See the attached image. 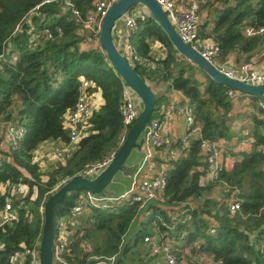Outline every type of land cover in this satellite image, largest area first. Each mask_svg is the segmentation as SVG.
Masks as SVG:
<instances>
[{"label":"trees","instance_id":"16d2710c","mask_svg":"<svg viewBox=\"0 0 264 264\" xmlns=\"http://www.w3.org/2000/svg\"><path fill=\"white\" fill-rule=\"evenodd\" d=\"M40 1L0 0V53L7 42L14 52L12 62H0V124L15 120L26 130L12 151L2 146L0 127V208L12 187H25L24 193L11 197L16 220L0 227V264H12L15 252L38 244L47 197L66 181L79 177L85 166L115 153L122 133L121 80L100 48L80 50L83 33L69 19V10L61 12L67 2L84 18L96 0H51L44 4L39 9L41 16L33 17L31 22L36 31L48 29L52 38L40 39L36 48H30L25 26L20 33L11 35ZM197 1L198 13L205 12L203 18L200 16L198 36L217 45L219 63H224L231 54L236 62H247L253 53L264 51V34L250 38L243 34L246 27H264V0ZM128 42L139 56L155 65L132 66L142 82L149 88L167 83L163 92L153 93L155 108L150 119L164 103L168 90L179 91L195 104L193 124L199 127L202 139L224 144L233 138L237 142V153L229 151L228 157L222 154V159L227 158L229 163L222 165L217 178L230 187L239 209L229 214L225 201L228 195L221 189L218 192L223 193L222 200L210 197L214 185L200 182L203 172L198 168L203 163L199 141L191 139L167 170L163 205L146 206L151 216L145 222L139 221L131 243H122V238L142 210H138V203L125 200L107 210H92L85 218L78 216L79 221L69 230L72 232L67 239V260L86 264L92 257L115 255L113 264L149 263L154 258L164 264L147 250L143 254L131 252L138 241L142 244L144 236L153 234L154 222L159 233L173 227L168 238L178 243L174 244L173 252L182 264H197L199 257L209 264H264V103L235 91L234 97H228L227 88L212 81L172 48L149 15L136 20ZM154 43L156 51L151 50ZM79 77L93 85L87 92L99 91L102 104L92 113L89 134L77 142L63 161L42 169L34 159L39 145L47 141L68 143L62 121L76 103ZM239 115L248 122L246 137L234 135L230 129ZM242 139H247V143L241 145ZM79 195L80 192L65 194L54 205V237L57 222L63 219L69 227L70 210ZM190 202H197L196 207L188 206ZM209 229L214 234H209ZM181 233L184 237L179 239ZM89 242L94 243L87 249Z\"/></svg>","mask_w":264,"mask_h":264},{"label":"built area","instance_id":"2783aa9c","mask_svg":"<svg viewBox=\"0 0 264 264\" xmlns=\"http://www.w3.org/2000/svg\"><path fill=\"white\" fill-rule=\"evenodd\" d=\"M117 0H96L93 3L92 10L88 11L84 18L80 16L77 10L71 5L64 2L61 12L69 10V19L74 24L78 25L83 33V39L80 42L87 49L100 48L98 42V30L100 19L104 16L105 11L111 2ZM166 16V19L173 27L179 40L187 44L194 52H196L204 61L213 66V68L226 78L234 79L239 82L250 85L264 84V70L254 71L251 69L249 62H242L234 66H228L225 63L217 61L218 48L216 44L206 43L200 40L198 36L200 17L198 15L197 0H180L176 3L175 0H155ZM51 0H41L36 4L17 24L11 36L20 33L21 27L25 26L30 35L28 43L30 48H36L40 39L50 40L51 32L43 28L36 31L33 28L31 19L40 17L39 9L50 3ZM149 14L145 8L138 9L135 14L130 10L124 14L123 19L124 31L122 33L121 51L120 53L127 62L142 68H154L155 65L147 58L139 56L134 48L129 45L128 37L136 28V20H143ZM59 33V29H55ZM245 37H257L264 34V27H246L243 29ZM264 54V51H262ZM14 60L13 47L10 42H7L4 50L0 53V62ZM216 61L214 64L213 62ZM80 85L78 87V96L73 109L66 114L62 121V127L68 132V143L61 145L63 151H66L69 146H75L82 138L89 134V120L92 113L96 110L94 103L93 92H87L88 88L93 85L79 77ZM167 96L163 104L159 105L154 113V116L147 121L140 140V162L136 169L131 174V182L127 191V198L123 196H97L88 192H82L78 196L75 205L70 210V216L67 224L75 226L77 218L80 215H89L92 210H107L113 204L122 201H129L130 204L138 203V210H142L140 216L149 217L151 211L146 208V205L151 202L163 201V193L166 186L167 170L170 163L177 160L187 149L191 139H197L201 162L203 166L198 168V171L203 172L200 182L206 184L215 182L219 190L221 189L228 198L225 200L229 214H234L239 208L237 201H234L233 195L230 192V187L225 182L218 180V174L221 171L222 162V145L202 139L200 129L193 124V112L195 104L190 103L181 92L168 90ZM226 95L230 98L234 97V91L228 89ZM141 105L133 92L121 81V102L119 106V118L122 127L121 139L122 142L125 133L134 123ZM179 123L182 127V134L175 137L170 134L169 127L172 122ZM3 130V145L8 150H15L21 139L26 133L22 124L15 120H9L0 124ZM119 143V144H120ZM114 152L105 156L101 161L87 165L79 173V177L91 179L97 175L111 160ZM25 192V187L16 185L11 188L8 196L4 197L3 204L0 208V227L16 220V213L11 206V197L21 195ZM77 216V217H76ZM154 221V219L152 220ZM65 222L60 220L57 222V227L66 228ZM155 227V223H152ZM144 236L142 238L143 245L150 256H158L164 264H182L174 254V244H178L168 238V232L173 227H168L167 232H157ZM158 230V228L156 227ZM209 234H214L213 229L208 230ZM184 237L181 233L179 239ZM38 244L22 248L12 256V264H38ZM259 249L260 245L257 243ZM69 256L68 241L65 237L55 235L53 241L52 264H74L67 260ZM115 255L109 257H92L89 261H95V264H113ZM197 264H209V261L204 257L197 258Z\"/></svg>","mask_w":264,"mask_h":264},{"label":"water","instance_id":"95a60500","mask_svg":"<svg viewBox=\"0 0 264 264\" xmlns=\"http://www.w3.org/2000/svg\"><path fill=\"white\" fill-rule=\"evenodd\" d=\"M142 5L149 16L156 22L165 34L172 48L197 69L203 71L212 81L232 91L256 97L264 103V84L250 85L229 79L218 73L212 65L204 61L187 44L182 43L173 27L166 19L165 14L155 0H117L111 2L104 16L100 19L98 42L107 61L118 75L119 79L133 92L140 102L141 109L131 127L127 130L117 150L109 163L93 178L76 177L63 183L45 200L42 208V226L38 241V264H52L54 241V221L52 210L61 198L68 193L86 191L92 195L104 196V190L111 183L117 173L130 176L137 165L127 166L126 161L132 151H140V136L155 108V96L150 88L134 72L131 65L114 47L111 38V29L114 22L119 20L134 6ZM86 264H95L88 261Z\"/></svg>","mask_w":264,"mask_h":264},{"label":"rangeland","instance_id":"374dc122","mask_svg":"<svg viewBox=\"0 0 264 264\" xmlns=\"http://www.w3.org/2000/svg\"><path fill=\"white\" fill-rule=\"evenodd\" d=\"M142 8H144L142 5H137V6H134L133 7V9H131L130 10V12L132 13V14H135L137 11H138V9H142ZM114 43V45H115V47H116V49L118 48V46H120V45H118V43H115V42H113ZM120 53H122V51H121V48H120ZM214 64L216 63V61H214L213 62ZM128 64L129 65H131V63H129L128 62ZM166 87H167V83L166 82H164V83H159V84H156V85H151L150 86V88H151V91L155 94V95H158V94H160L161 92H163L165 89H166ZM167 93L168 92H166L165 93V97L167 96ZM237 101H240L241 99H236ZM161 105V104H160ZM247 125H248V122H247V120H244V119H237V121H234V123H233V126H230V129H231V131L233 132V131H237V133L238 134H240V132L241 131H246V136H247V134H248V131H249V129H246V127H247ZM131 127V126H130ZM129 127V128H130ZM238 128H240V129H238ZM248 130V131H247ZM68 135V134H67ZM241 136H242V134H240ZM245 136V137H246ZM49 141H47V142H44V143H42V144H40L39 145V147L37 148L38 150H37V152H36V156H35V160H36V162H38L39 163V166L42 168V169H45V167L48 165V164H55V163H59V161L60 160H62L63 161V159H64V156H66V155H68L71 151H73V149H74V146H69L68 148H67V150L66 151H63L62 149H63V147L61 146V145H56V143H55V146L57 147V149H58V151L57 152H54L53 153V151H50L47 147H43V146H45V144L46 143H48ZM50 142H52V141H50ZM247 143V139H242L241 141H240V144L241 145H243V144H246ZM222 145V153L221 154H223L224 153V155L225 156H227L228 157V152L229 151H231L232 153H237V142L232 138V140H230V141H226L224 144H221ZM40 147H43V148H40ZM140 153V152H139ZM230 153V152H229ZM231 153V154H232ZM62 155L63 157H61L60 155ZM136 155H138V152H136V151H132L131 152V154H130V156H129V158L127 159V161H126V164H127V166H129V164H130V162H131V160L133 159V158H135V156ZM45 160V161H44ZM225 164H227L226 162H224V165ZM123 174L122 173H117L114 177H113V179H112V181H111V183L106 187V189L104 190V196H112V197H117L118 196V193L124 188V187H122V186H118V187H115V188H113V185H111L113 182H114V180L116 179V178H118V180H121L120 182L119 181H116L115 182V184H118V183H121V184H125V182L126 181H124L125 179L124 178H121L120 176H122ZM202 177V176H201ZM201 180V179H200ZM206 184H213V185H215L214 187H213V192H211V194H210V197L213 199V200H216V201H220V200H222V198H223V193H220V192H218L219 191V188L217 187V184H215V182L213 181V182H208V183H206ZM111 188H113L112 190H111ZM82 192H85V191H81L80 193H82ZM127 192H125V193H123V194H119L120 196H123V198H122V200L123 199H126L127 198V194H126ZM148 206L149 205H153V206H162L163 205V201H162V203H159V202H151V203H149V204H147ZM146 205V206H147ZM188 206H190V207H196V205H197V202H190V203H188L187 204ZM84 215H86V214H84ZM150 216H151V213H150V215H149V217H145V216H143V217H139V216H136V218H135V222H133L132 224H131V226L129 227V229H128V231H127V233L124 235V237L122 238V243L123 242H128V243H131V240H132V235L134 234V232L136 231V229H137V227H138V225H139V221H147L149 218H150ZM156 225V224H155ZM150 228V227H149ZM149 230V232H152V229H148ZM60 233L62 234V235H65L66 234V230H64L63 228H61V227H57V229H56V235H58V236H60ZM94 242H89V244H88V248L87 249H90V245L91 244H93ZM92 246V245H91ZM146 250V247L143 245V242H142V244H141V242L140 241H138V243L131 249V252H134V251H139V253L140 254H143L144 253V251ZM134 262V261H133ZM133 262L131 263V264H133ZM136 264H138V263H136ZM142 264H162V262L159 260V259H156V258H154V259H152L149 263H142Z\"/></svg>","mask_w":264,"mask_h":264},{"label":"crops","instance_id":"0c3cea01","mask_svg":"<svg viewBox=\"0 0 264 264\" xmlns=\"http://www.w3.org/2000/svg\"><path fill=\"white\" fill-rule=\"evenodd\" d=\"M175 1H176V3L180 2V0H175ZM204 14H205L204 11H201L200 13H198L199 17L201 16V18L204 17ZM123 31H124L123 19L120 18L119 20H117L116 22H114L113 27H112V29H111V38H112V42L118 43V45H120V46H118V48H117V51H118L119 53H120L119 50H120V48H121V41H120V38L122 37V33H123ZM203 41L206 42L207 44H208V43H212V42L209 41V40H203ZM113 45H114V43H113ZM114 47H115V45H114ZM79 48H80V50H87L86 46H84V45H82V44H80ZM115 48H116V47H115ZM151 50H153V51H156V50H157V45H156V43H154V44L151 45ZM242 62H243V61L236 62V61L234 60V58H233V55L231 54L230 56L227 57V59H226V61H225L224 63L231 67V66L237 65V64L242 63ZM247 62H249V63L251 64V69L254 70V71H262V70H264V54H262V52L259 53V51H258V52H256V53H253L252 56H251V59H250L249 61H247ZM165 92H166V91H165ZM164 96H165V95H164ZM93 97H94V103H95V105H96V108H98V107L102 104V100H101V97H100L99 91H95V92H93ZM241 100H242V99H241ZM236 118H237L238 120H239V119H242V118H241V115L237 116ZM237 119H236L235 121H237ZM233 122H234V121H233ZM231 126H233V124H232ZM238 129H240V128H238ZM169 131H170V134L173 135V136H175V137H179V136H181V134H182V132H183L181 125H180L179 123H176L175 121L172 122V124L170 125V127H169ZM245 133H246V131H244V130L241 131V132H240V134H242V136H241L240 134L237 133V131H233V134H234V135H238V136H241V137H245V136H246ZM55 143H56V145L59 144V143H57V142H50V141H49V142L46 143L45 146H43V147H47L50 151H53V153H54V152H57V151H58L57 147L55 146ZM59 145H60V144H59ZM243 145H244V144H243ZM43 147H40V148H43ZM37 150H38V149H37ZM37 150H36V152H37ZM36 152H35V154H36ZM139 152H140V151H139ZM139 152H138V155H136L135 158H133V159L131 160L129 166L137 165V164L140 162L141 153H139ZM59 155H60V154H59ZM60 156L63 157L62 155H60ZM44 161H45V160H44ZM61 161H62V160H60L59 162H61ZM223 161H224V162L226 161L227 164L229 163L228 160H227V158H223V159H222V162H223ZM224 162H223V165H224ZM120 177L125 179V180H124V181H126L125 184H121V183L115 184L116 181H119V182L121 181V180H118V178H116V179L114 180V182L111 184V185H113V188L118 187V186H122V187H124V188L118 193V196H117V197L120 196L119 194H123V193H125V192L128 191L129 186H130V182H131V175H130V176H127V175L123 174V175L120 176ZM113 188H111V190H112ZM0 190H1V189H0ZM104 193H105V192H104ZM111 197H112V196H111ZM80 216H81V215H80ZM81 217H82V218H85V217H87V215H83V216H81ZM62 220H63V219H62ZM77 221H79L78 218H77ZM70 227H73V226H70V225H69V227L66 226V228L64 229V230H66V234H65V235H62V234L60 233V236L65 237L66 240L69 239L70 236H71L70 234H71L72 231L69 232Z\"/></svg>","mask_w":264,"mask_h":264},{"label":"bare ground","instance_id":"6f19581e","mask_svg":"<svg viewBox=\"0 0 264 264\" xmlns=\"http://www.w3.org/2000/svg\"><path fill=\"white\" fill-rule=\"evenodd\" d=\"M215 186V185H214Z\"/></svg>","mask_w":264,"mask_h":264}]
</instances>
